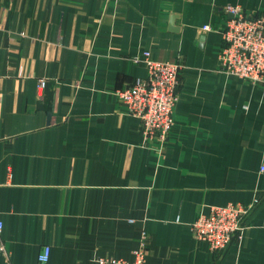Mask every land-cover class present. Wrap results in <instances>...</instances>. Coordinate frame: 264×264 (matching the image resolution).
I'll use <instances>...</instances> for the list:
<instances>
[{
    "label": "crops",
    "instance_id": "1",
    "mask_svg": "<svg viewBox=\"0 0 264 264\" xmlns=\"http://www.w3.org/2000/svg\"><path fill=\"white\" fill-rule=\"evenodd\" d=\"M264 0H0V264H264V84L219 68L226 8ZM175 16L173 29L171 17ZM210 25V29H203ZM182 63L167 143L116 91L136 61ZM40 79H45L43 86ZM258 203L222 255L194 238L212 205Z\"/></svg>",
    "mask_w": 264,
    "mask_h": 264
},
{
    "label": "built area",
    "instance_id": "2",
    "mask_svg": "<svg viewBox=\"0 0 264 264\" xmlns=\"http://www.w3.org/2000/svg\"><path fill=\"white\" fill-rule=\"evenodd\" d=\"M203 29H210V25ZM219 32L223 39L218 51L219 68L249 83L264 84V11L250 13L239 3L230 5ZM134 59L147 64V76L137 77L129 86L118 89L116 96L128 114L139 118L144 140L160 150L173 129L183 65L179 60L153 59L149 51ZM45 83V79H40V86ZM257 203L258 199L250 204L228 202L210 206L208 213L200 212L191 222L194 238L205 240L215 255H222L234 239L240 238L246 216ZM3 227L0 219V251L9 256L1 235ZM50 257L51 246L45 244L37 255V264H49ZM146 257L145 246L140 245L130 261L99 255L95 264H145Z\"/></svg>",
    "mask_w": 264,
    "mask_h": 264
},
{
    "label": "water",
    "instance_id": "3",
    "mask_svg": "<svg viewBox=\"0 0 264 264\" xmlns=\"http://www.w3.org/2000/svg\"><path fill=\"white\" fill-rule=\"evenodd\" d=\"M174 20H175V16L172 15V17H171V21H170L171 26L173 27V29H177V28L174 26Z\"/></svg>",
    "mask_w": 264,
    "mask_h": 264
},
{
    "label": "rangeland",
    "instance_id": "4",
    "mask_svg": "<svg viewBox=\"0 0 264 264\" xmlns=\"http://www.w3.org/2000/svg\"><path fill=\"white\" fill-rule=\"evenodd\" d=\"M240 4V3H239ZM135 251V250H134ZM93 264H95V259H94V263Z\"/></svg>",
    "mask_w": 264,
    "mask_h": 264
}]
</instances>
